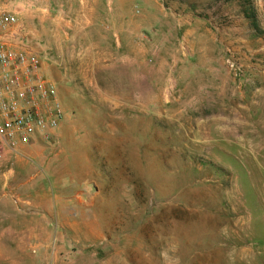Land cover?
<instances>
[{
    "label": "rangeland",
    "instance_id": "obj_1",
    "mask_svg": "<svg viewBox=\"0 0 264 264\" xmlns=\"http://www.w3.org/2000/svg\"><path fill=\"white\" fill-rule=\"evenodd\" d=\"M0 4L65 113L0 158V264H264V0Z\"/></svg>",
    "mask_w": 264,
    "mask_h": 264
},
{
    "label": "built area",
    "instance_id": "obj_2",
    "mask_svg": "<svg viewBox=\"0 0 264 264\" xmlns=\"http://www.w3.org/2000/svg\"><path fill=\"white\" fill-rule=\"evenodd\" d=\"M27 38L17 13L0 8V158L23 156L26 145L48 141L65 115L55 82Z\"/></svg>",
    "mask_w": 264,
    "mask_h": 264
},
{
    "label": "crops",
    "instance_id": "obj_3",
    "mask_svg": "<svg viewBox=\"0 0 264 264\" xmlns=\"http://www.w3.org/2000/svg\"><path fill=\"white\" fill-rule=\"evenodd\" d=\"M0 8L4 9L3 5L0 4ZM38 7H36L37 9ZM34 49V48H33ZM36 50V49H34ZM212 64L211 62L207 63V66ZM211 70V69H210ZM207 79L208 82L205 83V85L213 86L215 83L218 87L213 92V98L212 101L218 102L219 105H245V99L248 95V88H245L241 86L240 89H235L234 85L232 83L231 77H222L220 74L212 71L207 72ZM229 80V82H228ZM229 86V88H228ZM207 93V92H206ZM208 94V93H207ZM235 96H237L239 99H235Z\"/></svg>",
    "mask_w": 264,
    "mask_h": 264
}]
</instances>
